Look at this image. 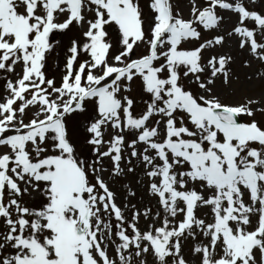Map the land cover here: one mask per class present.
<instances>
[{
  "label": "snow or ice",
  "instance_id": "1",
  "mask_svg": "<svg viewBox=\"0 0 264 264\" xmlns=\"http://www.w3.org/2000/svg\"><path fill=\"white\" fill-rule=\"evenodd\" d=\"M147 8L0 0V264H264V0Z\"/></svg>",
  "mask_w": 264,
  "mask_h": 264
},
{
  "label": "rangeland",
  "instance_id": "2",
  "mask_svg": "<svg viewBox=\"0 0 264 264\" xmlns=\"http://www.w3.org/2000/svg\"><path fill=\"white\" fill-rule=\"evenodd\" d=\"M149 0H141L142 6L145 8V13L146 15H150V10L147 8ZM174 6L179 10L184 16L187 17L188 12H189V0H173ZM237 71L238 72H243V71H251V70H241L239 63L237 64ZM259 88L253 89V94H259ZM149 259H151L149 257Z\"/></svg>",
  "mask_w": 264,
  "mask_h": 264
}]
</instances>
